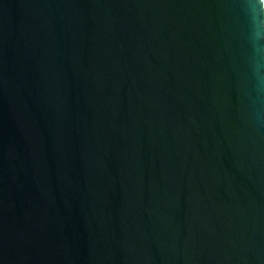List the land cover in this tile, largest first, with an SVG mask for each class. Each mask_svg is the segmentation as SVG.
I'll return each mask as SVG.
<instances>
[{
  "label": "water",
  "instance_id": "water-1",
  "mask_svg": "<svg viewBox=\"0 0 264 264\" xmlns=\"http://www.w3.org/2000/svg\"><path fill=\"white\" fill-rule=\"evenodd\" d=\"M0 264H264V0H0Z\"/></svg>",
  "mask_w": 264,
  "mask_h": 264
}]
</instances>
